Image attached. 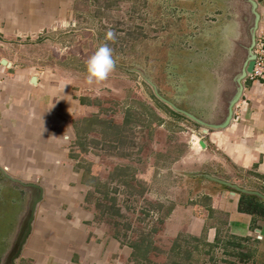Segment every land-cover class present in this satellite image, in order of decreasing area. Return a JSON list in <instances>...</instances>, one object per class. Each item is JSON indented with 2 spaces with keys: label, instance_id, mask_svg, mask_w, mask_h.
Listing matches in <instances>:
<instances>
[{
  "label": "crops",
  "instance_id": "obj_1",
  "mask_svg": "<svg viewBox=\"0 0 264 264\" xmlns=\"http://www.w3.org/2000/svg\"><path fill=\"white\" fill-rule=\"evenodd\" d=\"M257 1L260 28H264V0ZM71 6V0H0V168L44 188L32 231L17 264H135L133 247L119 231H110L98 210L101 186L110 180L106 179V172L109 173L107 166H111L105 161L107 156L90 158L89 151L94 148L93 139L98 144L103 140L100 128L106 119L104 106L109 104L100 94L103 90L99 87L93 93L75 96L72 80L54 74V67L41 68L23 54L41 41L53 42L54 38L44 34L45 29L58 19L70 18ZM134 97V103L123 101V104H127L133 118L130 122L133 132L144 127L146 135L143 149L140 144L134 146L138 154L135 148L133 154L140 158L128 162L130 177L134 176L130 180L145 182L144 199L159 203L160 207L167 205L164 202L170 203L162 223L168 234L188 233L197 237L206 234L209 242L221 233L236 238L249 236L253 230L264 234L263 218L239 210L242 193H233L228 186L207 177V174L217 177L214 173L201 170L206 158L214 161L224 156L240 171L250 172L251 184H258L256 190L264 193V77L245 81L234 120L225 129L210 130L205 136L206 147L197 141L201 148L194 141L190 145L177 143L171 137L179 131H174L171 125L166 127L167 114L156 108L158 121L147 118V110H139L137 104L142 99V105L152 103L147 97ZM142 119L150 120L148 126L143 125ZM78 134L82 146L79 155L76 153L79 144L73 145L79 139ZM190 162L187 171L180 169ZM10 181L4 173L0 174L2 204L7 203L9 191H5L7 186L3 189V183L7 185ZM227 181L255 188L239 180ZM185 185L184 201L179 192ZM14 192L19 195L17 189ZM26 193L31 195L22 188L20 200ZM18 200L16 196L10 201L16 204ZM24 209V206L16 208L17 220ZM148 211L152 221L151 208ZM3 212L0 208V215ZM7 221H0L1 262L19 229L15 219Z\"/></svg>",
  "mask_w": 264,
  "mask_h": 264
},
{
  "label": "rangeland",
  "instance_id": "obj_2",
  "mask_svg": "<svg viewBox=\"0 0 264 264\" xmlns=\"http://www.w3.org/2000/svg\"><path fill=\"white\" fill-rule=\"evenodd\" d=\"M71 2L72 14L68 13L70 18L58 19L47 27L49 31L45 29L44 34L54 38L53 42L50 44L39 42L36 48L25 51L24 57L30 61L34 59L43 69L54 67V74L62 76L67 81L72 80L73 88L76 89L75 96L93 93L99 87L100 91L103 90L100 94L109 103L104 106L106 119L100 128L103 140L102 144H98V141L93 139L91 145L94 148L89 151L90 158L107 156L105 161L110 162L108 165L111 166H107L109 173L106 172V179L110 180L101 186L98 210L110 231H119L131 246L135 244L139 247V251L133 248L135 264H173L175 256L172 245L180 233L174 237L162 227L170 203L164 202L167 205L160 207L159 203L144 199L145 182L130 180L134 176L130 177L128 162L134 157L140 158L133 154L134 148L136 149L134 146L140 144L143 149L146 133L144 127L133 132L130 124L133 118L129 116V108L123 101L134 103V95L140 98L147 97L152 103L150 107L141 104L143 99L138 101L140 105L137 104L139 110H147V118L158 121L154 111L156 108L165 112L166 127L171 125L174 131H179L177 134L173 133L174 136L171 138L177 139L180 145H190L194 141V144L201 148L197 141L207 140L205 139L207 134L202 132L203 127L161 100L153 86L145 80L143 73L145 72L158 85L166 98L180 107L208 114L210 109L202 106L201 98L206 97L208 104H212L215 97L219 100V93L217 96L215 93L207 94V91L221 84L218 71L212 72L211 68L227 59V45L222 44V38L224 30L230 28L237 20L240 6L236 5L234 0H71ZM68 21L70 25L67 24ZM109 33L112 34L111 38ZM101 45H106L112 50L115 67L106 79L89 81L87 61ZM238 53L236 50L234 58ZM236 67L234 66V69ZM113 80L118 82L113 83ZM172 110L181 115L172 114ZM142 122L145 126L150 120L146 122L142 119ZM163 137L166 138L165 135ZM79 140L80 138L75 139L76 143L73 141L74 147L79 144L77 155L82 150ZM202 163L204 165L201 170H209L217 177L239 180L242 184L255 187L252 190L258 187V184L253 185L248 179L250 172L240 171L224 156L214 161L206 158ZM190 164L192 162L181 165L180 169L187 171L191 168ZM3 173L0 168V174ZM245 175L248 176L246 179ZM10 182L7 185V182L3 183V189L7 186L5 191L9 190L6 191L8 201L2 204L0 199V208L4 210L5 217L14 220L17 207H13L16 204L10 200L17 196L19 207L27 205L29 209L30 197L26 193L20 200L22 188L18 183ZM186 187V185L180 187L179 194L183 196L182 198H187V192L183 191L187 189ZM16 189L19 195L14 192ZM95 198L94 196L93 199ZM150 208L152 221L151 213L148 211ZM187 235L194 237L188 233H184L183 236ZM201 236L203 243L191 238H188L185 245L182 243L184 248L193 250L192 257L195 259L193 264H264L262 238L264 234L259 231L253 230V233L246 236L247 238L243 237L246 239L242 241L236 239L241 246L229 245L230 237L223 233L220 242L214 246L206 244L209 242L204 239L207 238L206 234Z\"/></svg>",
  "mask_w": 264,
  "mask_h": 264
},
{
  "label": "water",
  "instance_id": "obj_3",
  "mask_svg": "<svg viewBox=\"0 0 264 264\" xmlns=\"http://www.w3.org/2000/svg\"><path fill=\"white\" fill-rule=\"evenodd\" d=\"M236 5L240 6L237 12V20L227 30H224L223 45H227L228 55L226 62H221V68L219 70V79L221 84L213 87L207 91V94H214L215 100L212 104L207 103V98L202 99V106H207L210 109L208 114H201L194 110H187L181 108L174 101L166 98L160 91L158 85L152 81L144 72L145 80L153 86L156 95L169 104L176 111L184 114L188 118L194 120L197 124L202 126L203 134H208L210 130H222L227 128L235 116V107L241 101L245 91V81L248 75L253 72L256 54L254 52L257 43V32L261 24V13L259 11V3L257 0H234ZM241 36H244L242 38ZM250 38V41H249ZM244 41H243V40ZM242 53L243 59L239 63L240 66L234 69L233 61L235 52ZM4 63H9L6 59H3ZM233 68V69H232ZM221 72V75H220ZM37 77L34 76L33 80L36 81ZM215 90V91H214ZM217 91V92H216ZM201 102V101H200ZM206 108V107H205ZM200 144L206 147L207 144L204 139H200ZM4 174L20 185L21 188L31 192L29 203V215L25 221V224L21 228V234L18 240V246L15 254L12 256L10 263L17 264V260L22 252L24 245L26 244L28 237L32 231L33 221L35 218L36 210L39 203L44 197V188L41 184L34 182H24L18 178L9 175L5 170H2ZM207 177L215 180L225 186L232 189L233 193L240 192L242 194L255 196L257 199L264 201V193L260 190L247 189L240 186L237 183H233L221 178L214 177L207 174Z\"/></svg>",
  "mask_w": 264,
  "mask_h": 264
},
{
  "label": "trees",
  "instance_id": "obj_4",
  "mask_svg": "<svg viewBox=\"0 0 264 264\" xmlns=\"http://www.w3.org/2000/svg\"><path fill=\"white\" fill-rule=\"evenodd\" d=\"M172 114L179 116L181 114L175 112L174 110L171 111ZM93 125H96V122L92 123ZM78 138H79V134H78ZM239 210L242 212H247L250 213L252 215H254V217L256 218H263L264 219V201L257 199L255 196H251V195H246V194H242L240 201H239ZM207 231V229H206ZM184 233H180L174 240V243L172 245V251L174 252V258H173V264H193V260L194 257H192V253L193 250L192 249H188V248H184L183 244H186V241H188V238H191V240L197 241L199 243H203L204 240L202 236L197 237H188L187 236H183ZM183 236V237H182ZM220 237L221 235H218L216 237V239L213 241V243L211 242H207L205 241L206 244L208 245H216L220 242ZM230 241L228 242V244H232L235 246H241V243H237L235 240L238 239L240 241L246 239V238H236V237H232L229 236ZM204 239H206L204 237ZM183 243V244H182ZM184 244V245H185ZM132 247L134 249H137L138 251L140 250L139 247L137 245H132ZM198 247V246H196ZM243 256H245L243 254Z\"/></svg>",
  "mask_w": 264,
  "mask_h": 264
},
{
  "label": "clouds",
  "instance_id": "obj_5",
  "mask_svg": "<svg viewBox=\"0 0 264 264\" xmlns=\"http://www.w3.org/2000/svg\"><path fill=\"white\" fill-rule=\"evenodd\" d=\"M108 35L111 38L112 34L109 33ZM114 67L115 60L112 55V50L106 45H101L97 48L94 55H92L87 61L89 81H92L93 79L96 81L106 79Z\"/></svg>",
  "mask_w": 264,
  "mask_h": 264
},
{
  "label": "flooded vegetation",
  "instance_id": "obj_6",
  "mask_svg": "<svg viewBox=\"0 0 264 264\" xmlns=\"http://www.w3.org/2000/svg\"><path fill=\"white\" fill-rule=\"evenodd\" d=\"M224 60H226V59H224ZM223 60V61H224ZM238 60H242V53H238L237 54V56L235 57V59H234V61H233V65L236 67L237 65H238ZM239 61V63H241ZM221 66V64H219V65H215L214 67H212L211 69H212V72H219V70H220V67ZM220 75H221V72H220ZM16 204H18V202L16 203ZM17 208H19L20 209V207H19V205H18V207ZM25 209L23 210V212H22V214H20L19 215V220H17V216H16V218H15V221H16V224H18L19 225V229H17L18 231H16L14 234L15 235H13V237H12V239L10 240V246H9V250H8V252H6L7 254H6V257H5V260L3 261V262H1L0 261V264H11L10 263V261H11V258H12V256L15 254V252H16V249H17V246H18V240H19V237H20V234H21V228H22V226L25 224V221H26V219H27V217H28V215H29V209L27 208V205H25V207H24ZM4 212H3V214L2 215H0V221H4V222H8L7 220H9V217L7 216V217H5L4 216ZM14 221V220H13ZM19 222V223H18ZM0 240H2L1 238H0ZM5 241L6 240H4L3 239V243H5ZM1 243V242H0ZM1 245V244H0Z\"/></svg>",
  "mask_w": 264,
  "mask_h": 264
},
{
  "label": "built area",
  "instance_id": "obj_7",
  "mask_svg": "<svg viewBox=\"0 0 264 264\" xmlns=\"http://www.w3.org/2000/svg\"><path fill=\"white\" fill-rule=\"evenodd\" d=\"M254 52L256 54L254 70L247 78L252 80L264 77V28H259L257 32V43ZM1 82L2 79L0 77V83Z\"/></svg>",
  "mask_w": 264,
  "mask_h": 264
}]
</instances>
